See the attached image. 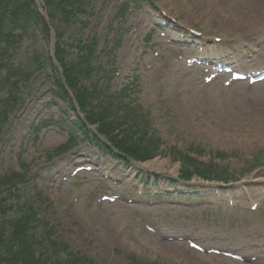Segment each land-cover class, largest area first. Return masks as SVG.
Masks as SVG:
<instances>
[{
    "label": "rangeland",
    "instance_id": "374dc122",
    "mask_svg": "<svg viewBox=\"0 0 264 264\" xmlns=\"http://www.w3.org/2000/svg\"><path fill=\"white\" fill-rule=\"evenodd\" d=\"M204 2L207 9L199 0H96L100 47L117 39L105 66L113 69L111 88L130 81L127 99L146 111L160 137L152 163L124 166L79 138L56 152L68 127L39 76L2 123L0 175L24 173L21 196L34 197L69 249L98 263L264 264V80L230 81L227 72L205 81L208 66L204 72L187 60L216 48L235 54L230 66L239 70L256 59L264 67V0ZM41 43L39 30L29 31L13 59L44 53ZM40 59L47 63L44 54ZM192 146L204 148L199 161L236 173V180L224 187L199 176L177 180L180 166L165 149L186 153ZM78 165L92 169L73 174ZM140 173L157 174L159 185L146 184ZM142 182L153 190L145 197ZM103 194L116 198L102 200Z\"/></svg>",
    "mask_w": 264,
    "mask_h": 264
},
{
    "label": "trees",
    "instance_id": "16d2710c",
    "mask_svg": "<svg viewBox=\"0 0 264 264\" xmlns=\"http://www.w3.org/2000/svg\"><path fill=\"white\" fill-rule=\"evenodd\" d=\"M42 1L55 32V57L62 72L61 77L49 62L51 94L74 115L70 128L126 165L131 160L153 157L159 148L158 139L150 136L142 112L126 100L130 87L110 90L108 71L96 54L97 34L91 31L85 36L94 20V0ZM36 26L48 39L49 28L34 0H0V125L24 100L33 63L42 68L37 56L17 63L11 60L27 30ZM88 125L94 126L95 132ZM196 151L202 153L201 149ZM180 160L183 177L197 174L223 182L231 177L227 169L203 168L189 155H181ZM22 179L17 172L0 175V264H97L84 254L70 251L55 237L50 223L39 217L36 201L19 194L17 185Z\"/></svg>",
    "mask_w": 264,
    "mask_h": 264
},
{
    "label": "water",
    "instance_id": "95a60500",
    "mask_svg": "<svg viewBox=\"0 0 264 264\" xmlns=\"http://www.w3.org/2000/svg\"><path fill=\"white\" fill-rule=\"evenodd\" d=\"M36 1V5L39 8V10L41 11V13L44 15V17L46 18V13L44 10H42L41 6H40V0H35ZM54 46V37L53 34L51 33V56L53 57V47Z\"/></svg>",
    "mask_w": 264,
    "mask_h": 264
},
{
    "label": "bare ground",
    "instance_id": "6f19581e",
    "mask_svg": "<svg viewBox=\"0 0 264 264\" xmlns=\"http://www.w3.org/2000/svg\"><path fill=\"white\" fill-rule=\"evenodd\" d=\"M199 2H200L201 4H203V6L205 7V9H207V8L210 6V4H205L204 0H199ZM256 69H257V68H256Z\"/></svg>",
    "mask_w": 264,
    "mask_h": 264
}]
</instances>
